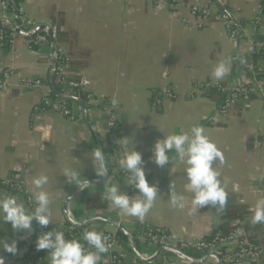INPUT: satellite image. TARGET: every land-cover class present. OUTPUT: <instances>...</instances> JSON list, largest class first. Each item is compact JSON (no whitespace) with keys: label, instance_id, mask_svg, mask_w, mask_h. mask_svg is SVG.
Masks as SVG:
<instances>
[{"label":"crops","instance_id":"0c3cea01","mask_svg":"<svg viewBox=\"0 0 264 264\" xmlns=\"http://www.w3.org/2000/svg\"><path fill=\"white\" fill-rule=\"evenodd\" d=\"M263 1L216 0L213 9L228 7L235 19L248 25L262 12ZM180 2L181 10L175 15L168 6L151 0H20L16 5L9 1L14 22L19 24L16 8L21 4L31 27L56 26V43L68 62L64 73L69 80L81 82L82 94H92L94 102L78 97L70 104L72 116L52 110L35 114L36 104L53 91L49 78L54 41L31 48L29 36L21 33L11 46L0 45V77L6 70L13 74L7 86L0 88V180L18 174L29 190L34 176L46 174L52 212L49 227L57 230L74 225L68 217L78 223L100 217L91 223L102 228L112 227L114 219L119 221L131 234L122 239L118 233L128 252L125 264H198L199 256L187 252L185 241L238 229L249 240L264 244V224L250 223L251 209L264 198V97L241 99L222 114L211 77L214 65L223 59L230 63L231 72L217 82L244 84L251 75L247 65L252 58L264 77V37L256 38L264 33V26L257 27L253 43L251 35L234 39L221 19L212 17L204 27L197 26L188 15L191 0ZM35 79L48 83L35 88L25 85ZM113 97L119 101L114 118L102 103ZM195 124L203 126L224 153V162L216 161L214 167L227 203L189 214L192 193L186 188V166L178 159L166 167L157 166L153 148L164 133L188 131ZM111 136L118 140L121 157L126 151L120 146L121 138H132L127 150L135 145L142 152L147 179L158 186L157 199L143 221L103 199L111 184L130 196L140 195L111 157ZM99 143L109 159L107 181L97 176L90 156ZM65 170H79L77 182H85L86 188L69 182ZM172 182L175 191L185 196L184 209L171 206ZM0 194L14 195L1 182ZM147 228L168 231L175 248L187 257L172 249L158 255L159 250L138 240L139 232ZM25 233L0 220V240L17 241L18 251L24 248ZM14 255L0 247L3 258ZM252 264H264V257Z\"/></svg>","mask_w":264,"mask_h":264},{"label":"clouds","instance_id":"9594fccd","mask_svg":"<svg viewBox=\"0 0 264 264\" xmlns=\"http://www.w3.org/2000/svg\"><path fill=\"white\" fill-rule=\"evenodd\" d=\"M231 72V65L227 60L218 61L211 72L212 82L223 81ZM113 108L118 106L117 98L112 99ZM160 129V128H159ZM123 145L126 149L123 157L119 160L121 170L130 173L127 181L128 185L140 194L133 197L127 191H122L120 186L111 184L107 186L103 193V199L107 200L111 207L119 209L123 214L132 216L143 221L145 215L153 207L159 189L156 184H150L144 164L142 152L138 151L134 145L131 150L127 146L133 142L130 137H123ZM174 152L171 156L169 153ZM90 156L97 176L104 178L108 175L107 163L104 153L99 147L95 148ZM153 159L157 166L166 167L170 160H179L186 167L188 184L186 188L192 193V208L189 214L206 206L223 208L227 203V192L219 179L220 173L214 163L224 162V153L217 144L206 134L203 126L193 125L188 131H180L165 135L158 139L153 148ZM63 174L69 182H74L81 188L85 187V182L79 181L81 176L79 170H65ZM108 180V179H107ZM106 180V181H107ZM49 183L46 174L34 176L31 180L32 200L35 203L34 211L29 212L24 203L14 195L0 194V220L11 223L13 230L30 233L32 223L35 220L40 226L47 227L52 223L50 196L45 190ZM87 183L88 180H87ZM170 203L174 208L184 209L185 196L175 191L173 182L170 184ZM250 223L252 225L264 224V198L256 201ZM73 223H78L73 221ZM83 241L66 238L64 232L53 228L50 231L40 234L36 239L38 251L49 250L51 264H100L101 254L108 252L111 245L108 237L95 229L83 232ZM0 247L11 254L18 252L17 241L7 242L0 240ZM0 264H4L3 256H0Z\"/></svg>","mask_w":264,"mask_h":264},{"label":"built area","instance_id":"2783aa9c","mask_svg":"<svg viewBox=\"0 0 264 264\" xmlns=\"http://www.w3.org/2000/svg\"><path fill=\"white\" fill-rule=\"evenodd\" d=\"M155 2L158 6L166 5L175 14H179L181 10L180 0H151ZM216 0H191L188 9V15L193 19L199 27H204L205 22L212 18L221 19L223 25L229 31L234 39H238L241 36L251 35L252 43L254 42V33L256 32V25L243 24L240 20L235 19L228 7L220 5L216 10L213 9ZM17 13L19 24H15L13 19V12L9 10V1L0 0V45L1 46H11L14 42L16 35L21 34L22 31L27 35H32L34 32L33 27L30 25V21L27 18L25 9L21 4L17 6ZM259 19V16L256 17ZM187 20V18H184ZM20 29V30H19ZM50 34L40 33L31 37H28L27 43L32 48L34 44L39 42L53 40L56 42L59 35V31L56 26L49 27ZM34 36V37H33ZM57 54L56 57L59 60V65H56L55 74L57 75V80L59 86L73 94H78L79 98L83 97L84 102H94V96L89 93H84V85L81 82L72 81L65 75V69L67 68V60L63 53L59 50L58 45L55 47ZM248 71L251 75L246 83H235L228 82L224 84L221 82H216L214 87L218 91L221 98V106L219 112L222 114H227L229 108L241 99H250L251 97H264V77H261L258 69L255 66V60L252 58L247 65ZM12 72L6 70L0 77V88L7 86L9 79L12 77ZM47 79H35L25 81V85L29 88H35L42 86L47 82ZM168 94L172 95V92L167 91ZM83 96H82V95ZM112 100L103 99L102 103L107 108L112 118H114V111L116 107L113 108ZM59 111L65 116H72V109L66 100L58 98L53 100L50 96H45L42 101L34 107V113H41L46 111ZM109 152L111 157H113L117 166H119V160L121 157L120 147L118 140L111 136L109 140ZM121 170V169H120ZM122 173L130 177V173L121 170ZM2 186L13 193L15 196L19 197L22 201L29 204L31 210L34 211L35 203L32 200L30 191L28 190L25 182L19 177L18 174H11L6 178L0 180ZM35 223H37L35 221ZM49 225L47 227H42L37 223V237L49 231ZM95 229L102 232L108 237V243L111 245L108 252L101 254L100 264H125L128 252L124 245L120 242L118 236L119 226L112 224V227H97L95 225H89L86 227L78 228L75 225H66L61 228L64 232L66 238L68 239H78L85 244L87 248V243L83 241V232L85 230ZM138 237L142 239L150 249L160 250L161 248L170 249L176 247L175 242H173L172 235L167 231L162 229H152L147 228L139 232ZM262 237L264 240V228ZM184 247L187 252L194 255H198V261H201L205 257L203 264H220L216 261L213 256H208L214 254L220 258L224 264H252L255 260L264 257V244L249 240L246 235L241 230H234L230 234H213L208 238L191 239L184 242ZM19 264H51V258L43 257L37 252H32L31 255L25 259H22ZM199 264V263H198Z\"/></svg>","mask_w":264,"mask_h":264},{"label":"trees","instance_id":"16d2710c","mask_svg":"<svg viewBox=\"0 0 264 264\" xmlns=\"http://www.w3.org/2000/svg\"><path fill=\"white\" fill-rule=\"evenodd\" d=\"M18 1H20V0H11V2H13L15 5L18 3ZM261 4H262V12L259 15V19L255 18L254 20H252V21L249 22V24L256 25V27L264 26V22H263V20H264V1ZM9 8H10V10H13V9H11L10 6H9ZM243 24H245V23H243ZM40 33H46V30H39V31H37V32L34 33V36H36L37 34H40ZM263 37H264V33L263 34H260L259 33V34L256 35V38L257 39H261L262 40ZM53 43H54V45L56 47L57 46V43L56 42H53ZM36 45L37 44H34L33 45V48H35ZM262 51H264V49ZM255 55H257V51L256 52L254 51L252 56L254 57ZM56 65L57 66L59 65V60H58L57 57H56ZM258 75H260V74H258ZM56 80H57V75L55 74V77H54V80H53L54 89L56 91H58V93L61 94V96H58V95L54 94L53 91H51L50 97L53 100H57L58 98H62V99H64V100L67 101V103L69 104V106L74 101H77L78 94H73V93H71L69 91L63 90L59 86L58 82H56ZM49 84H50V78H49ZM103 153H104V156H105V160H106L107 166L109 167V159L107 157V153H106V150L105 149H104V152ZM24 205L28 208V211L29 212L32 211L31 210V207L29 206V204H27V203L24 202ZM33 224H34V227H35L34 235H33L32 239L28 243H25L24 244V248L20 249L18 251V253H16V255H19L18 260H22V259H25V258L29 257L32 252H37L38 254L42 255L43 257H46L47 254L49 253V250H41V251H38L37 250V248H36L37 223H35V220L33 221ZM91 224L92 223H89V224H86V225H82V226H77V227L78 228L86 227V226H89ZM53 228H56V227H50L49 228V231L52 230ZM118 233H119V235H120V237L122 239H125L126 238V235H124L123 233H121V232H118ZM138 240H142V239L138 238ZM18 260H17V262H18Z\"/></svg>","mask_w":264,"mask_h":264},{"label":"water","instance_id":"95a60500","mask_svg":"<svg viewBox=\"0 0 264 264\" xmlns=\"http://www.w3.org/2000/svg\"><path fill=\"white\" fill-rule=\"evenodd\" d=\"M10 1V3H11V0H9ZM15 15L17 16V13H16V11H15ZM16 25L18 26V22H17V20H16ZM20 30V29H19ZM39 30H46L49 34H50V30H49V26H47V25H41V26H37L35 29H34V32H33V34L35 33V32H37V31H39ZM22 33L24 34V35H26V36H32V35H27L26 33H24L23 31H22ZM52 42H53V40H52ZM52 51H53V56H52V69H51V76H50V82H51V86H52V89H53V92H54V94H56V95H58V96H61V94H59L58 93V91H56L55 89H54V85H53V80H54V77H55V69H56V54H57V51H56V49L53 47V49H52ZM79 100V98L77 99V101ZM99 148L101 149V151L103 152V147H102V144L101 143H99ZM108 177H109V170H108V175L106 176V177H104L102 180L103 181H106L107 179H108ZM89 183H95V181H93V180H90V181H88ZM87 183V182H86ZM17 197V196H16ZM18 198V197H17ZM18 200H20L19 198H18ZM26 209L28 210V208L26 207ZM69 218V222L70 223H72V224H74L75 226H82V225H86V224H88V223H91V222H95V221H97V220H100L101 218L100 217H95V218H91V219H89V220H86V221H84V222H81V223H73V221H75L73 218H71V217H68ZM112 222H115L118 226H119V230L123 233V234H126V235H129L130 237H131V234L129 233V231L119 222V221H117V220H112ZM34 231H35V227H34V224L32 223V231L30 232V233H25L24 234V236H23V240L25 241V243H28L31 239H32V237H33V235H34ZM132 243H133V248H134V250H136L137 251V248H136V243H135V240L132 238ZM170 249H172V250H174V251H176L177 253H179V254H181V255H183V256H185V257H187L183 252H181L180 250H178L177 248H175V247H172V248H170ZM166 250H168L167 248H161L159 251H158V255L160 254V253H162V252H164V251H166ZM208 256H213L215 259H216V261L217 262H219L220 264H224V262H222L221 260H220V258L218 257V256H216V255H214V254H211V255H208ZM18 258H19V255H14V256H6V257H4V264H14L15 262H17V260H18ZM207 257H205L204 259H202L201 261H196L197 263H199V264H203V262L205 261V259H206ZM240 264H242V263H240Z\"/></svg>","mask_w":264,"mask_h":264}]
</instances>
